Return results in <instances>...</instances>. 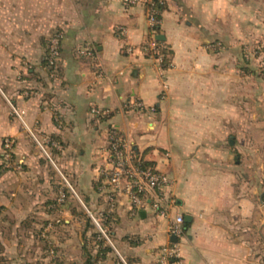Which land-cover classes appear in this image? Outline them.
<instances>
[{"label":"crops","instance_id":"1","mask_svg":"<svg viewBox=\"0 0 264 264\" xmlns=\"http://www.w3.org/2000/svg\"><path fill=\"white\" fill-rule=\"evenodd\" d=\"M162 1L157 35L165 41L157 42L167 66L145 50L144 3L0 0V56H43L28 75L0 62V140L14 139L17 166L0 171V210H20L28 198L32 209L67 214L76 198L129 264H160L171 245L181 264H264L260 82L244 74L247 44L264 39V0ZM57 35L55 74L45 55ZM7 102L24 113L26 129ZM112 137L173 180L168 216L134 209L126 196L110 200ZM177 216L181 237L170 235ZM63 227L73 230L66 237L75 256L62 264H119L84 221Z\"/></svg>","mask_w":264,"mask_h":264},{"label":"rangeland","instance_id":"2","mask_svg":"<svg viewBox=\"0 0 264 264\" xmlns=\"http://www.w3.org/2000/svg\"><path fill=\"white\" fill-rule=\"evenodd\" d=\"M247 46L249 51L245 53L244 60L249 67L244 71L245 77L252 78L251 80H253L254 84L260 82L259 111L261 130L257 135L260 144L258 148L259 165L264 166V39H260V41L251 45L247 44ZM40 58L42 59L43 56L25 54L13 56L5 54L0 56V62L3 60L7 64H19V67L24 70L22 72H25L23 74L28 75L31 62ZM245 90L248 93L250 87L245 85ZM255 103V101L250 103V108L254 113L257 110ZM7 105L12 114L11 116L16 118L23 128L26 129L23 119L24 113L19 111L22 117L20 119L8 102ZM7 141L10 144L9 149L1 146ZM36 143L38 144L37 141ZM37 146L46 156L43 148L40 145ZM15 149L16 143L13 138L5 137L0 140V171L7 170L9 172L17 169L12 159ZM2 156L4 157L2 158ZM33 201V199H24L25 207L20 210H0V259L2 260L0 264H62L60 259L63 256H75V248L67 245L72 238L66 237L68 234L71 236L73 230L63 227L65 221L68 220L71 223L84 221L86 225L98 233V228L92 219V216H94L91 213L92 210H87L86 206L76 198L73 205H77V207H74L76 210H69L67 214L61 210L32 209L31 204ZM59 202H61V198L57 200V204Z\"/></svg>","mask_w":264,"mask_h":264},{"label":"built area","instance_id":"3","mask_svg":"<svg viewBox=\"0 0 264 264\" xmlns=\"http://www.w3.org/2000/svg\"><path fill=\"white\" fill-rule=\"evenodd\" d=\"M122 2L126 7L138 3L146 5L150 40L145 45V50L152 58L162 62L161 46L156 40L157 28L160 25V19L158 18L160 11L156 9L152 0H122ZM60 39L61 35H57L50 41V64L54 65L55 68H57L56 62H58L60 57ZM13 111L20 119L22 118L17 109L13 108ZM110 144L109 167L105 171L106 183L111 193L110 200L115 201L117 197L126 196L130 206L134 209L148 206L160 216H168V210L174 204V200L170 194L174 185L173 180L167 174L159 172L154 168H145L137 163L129 148L121 139L112 137ZM9 145L8 141L4 143L6 149H9ZM44 152L46 153V151ZM92 219L98 228L99 238L106 241L112 247L117 254L119 264H129L114 247L109 232L101 225L100 219L94 216H92ZM183 233L184 218L177 216L171 221L170 235L181 237ZM160 264H181L179 252L175 245L162 249Z\"/></svg>","mask_w":264,"mask_h":264},{"label":"trees","instance_id":"4","mask_svg":"<svg viewBox=\"0 0 264 264\" xmlns=\"http://www.w3.org/2000/svg\"><path fill=\"white\" fill-rule=\"evenodd\" d=\"M152 2L155 4L156 9L160 11V14L158 15V18L160 19V15H161L162 10H163V8H164V2H163L162 0H152ZM157 31L159 32V28H157ZM158 44H159L160 46H163V43L158 42ZM49 47H50V43H48V52H47V54L45 55V64H47V66L50 68V70H51V71L53 70L54 73L56 74V68L54 67V65H51V64H50V49H49ZM164 47H165V46H164ZM168 54H169V53H168V49L165 47L164 50L162 51V55H163V57H164V61H163L164 66H167V64H168ZM56 64H57V62H56ZM1 146H4V144H2ZM3 157H4V156H2V158H3ZM12 159H13V155H12ZM136 162L139 163V164H141V166H143V167H145V168H151L149 163H146V162H140V161H138V160H137ZM67 197H68V195H67V196L65 195V197L62 198V202H65ZM102 224H103V225L105 224L104 221L102 222ZM185 226H186V225H185ZM103 227H104V226H103ZM97 234H98V233H97ZM97 234H96V236H97ZM100 242L104 243L103 240H101ZM0 262H2L1 259H0Z\"/></svg>","mask_w":264,"mask_h":264},{"label":"water","instance_id":"5","mask_svg":"<svg viewBox=\"0 0 264 264\" xmlns=\"http://www.w3.org/2000/svg\"><path fill=\"white\" fill-rule=\"evenodd\" d=\"M156 40H158V41H165V37L162 36V35H157V36H156ZM185 221L188 222L189 219L186 218ZM172 240L175 241V242H177V238H175V237H174Z\"/></svg>","mask_w":264,"mask_h":264}]
</instances>
